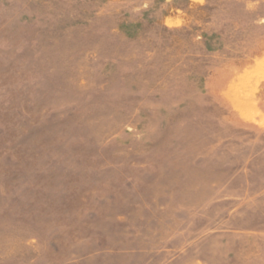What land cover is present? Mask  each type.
<instances>
[{"label":"rangeland","instance_id":"374dc122","mask_svg":"<svg viewBox=\"0 0 264 264\" xmlns=\"http://www.w3.org/2000/svg\"><path fill=\"white\" fill-rule=\"evenodd\" d=\"M0 264H264V0H0Z\"/></svg>","mask_w":264,"mask_h":264}]
</instances>
